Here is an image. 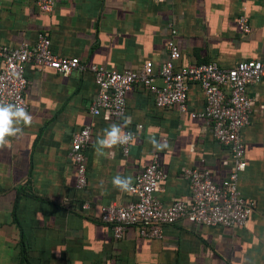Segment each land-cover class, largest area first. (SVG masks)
<instances>
[{"label": "crops", "instance_id": "0c3cea01", "mask_svg": "<svg viewBox=\"0 0 264 264\" xmlns=\"http://www.w3.org/2000/svg\"><path fill=\"white\" fill-rule=\"evenodd\" d=\"M241 12L251 21L245 37L236 27ZM38 32L47 33L57 55L85 66L136 70L150 60L157 70L173 39L178 66L215 61L229 68L264 59V0H58L50 12L34 0H0V45L33 43ZM25 76L28 107L0 105V264H264V77L248 87L254 104L241 131L247 164L238 185L255 201L247 224L179 219L164 226L160 240H145L135 227L116 238L100 213L102 205L130 198L128 184L154 155L166 174L154 193L163 205L189 196L185 167L209 169L217 184L230 172L228 149L189 114L203 108L200 86L190 83L189 112L182 113L157 108L136 83L125 116L110 117L90 112L98 89L90 70L64 76L28 62ZM136 124L142 127L125 155L117 139ZM88 126L87 183L77 189L69 151L73 135ZM81 202L90 210L80 211Z\"/></svg>", "mask_w": 264, "mask_h": 264}, {"label": "built area", "instance_id": "2783aa9c", "mask_svg": "<svg viewBox=\"0 0 264 264\" xmlns=\"http://www.w3.org/2000/svg\"><path fill=\"white\" fill-rule=\"evenodd\" d=\"M42 12H50L58 0H34ZM236 27L242 36L251 31V21L241 12ZM167 57L156 70L150 60H145L136 70L118 71L100 64L85 66L76 56H59L51 46V39L45 32H38L33 43L20 42L15 47L0 45V105L14 110H24L28 103L23 93L27 80L25 64L32 62L37 70L54 71L68 75L75 70H90L97 85V94L90 105V112L98 115L104 112L110 117L126 114V94L136 83L145 86L153 96L154 105L176 107L182 113L189 112L188 90L190 83H197L204 96L203 108L189 112L211 128L218 144L226 147L231 162L227 177L217 184L207 168H183L189 183V196L163 205L154 198L166 174L154 155L150 164L128 184L130 198L123 203L111 202L101 206L100 219L106 223L116 238L135 227L136 233L145 240L163 238L165 225L179 219L192 223L216 227H241L247 224L255 201L241 192L238 179L247 162L246 142L241 133L249 122L254 99L248 87L257 84L264 77V59L242 60L229 68H222L215 61L202 64L178 66L180 50L173 39L167 42ZM161 80L157 84L156 79ZM142 127L126 129L117 139L123 154L137 131ZM90 139V126L76 132L69 151L76 167V188L86 186V163L83 149ZM89 202L79 203L80 211H88Z\"/></svg>", "mask_w": 264, "mask_h": 264}, {"label": "trees", "instance_id": "16d2710c", "mask_svg": "<svg viewBox=\"0 0 264 264\" xmlns=\"http://www.w3.org/2000/svg\"><path fill=\"white\" fill-rule=\"evenodd\" d=\"M104 223V222H103ZM106 224V223H105ZM107 225V224H106ZM108 226V225H107ZM21 247H22V255H24V251H23V248H24V242L22 241V245H21ZM24 258H25V256H24Z\"/></svg>", "mask_w": 264, "mask_h": 264}]
</instances>
